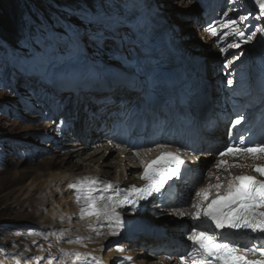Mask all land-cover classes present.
<instances>
[{
  "label": "rangeland",
  "instance_id": "374dc122",
  "mask_svg": "<svg viewBox=\"0 0 264 264\" xmlns=\"http://www.w3.org/2000/svg\"><path fill=\"white\" fill-rule=\"evenodd\" d=\"M79 1L81 0H28L37 16L31 19V29L43 40L40 48L26 46L21 41L14 50L15 54H12L13 50L0 39L2 44L0 52H7L6 55H0V264L5 263L9 257L16 259L23 258L22 256L33 259L43 257V260L47 254L53 252L50 243H44V235L50 239L52 233L47 234L43 227H39L41 220H44V214L36 213L39 209L36 210L34 207L26 211V214L30 215L29 219L25 218L28 217L26 214L20 216L15 213L18 206L16 207L14 202L19 197V189L28 182L10 186V181L15 177L14 168L20 171V175L28 174L30 171L45 174L50 162L56 164L57 168L60 167L59 158H63L66 152H74L73 164L79 158H86L87 156H83L92 154V150L87 146L78 151H69L61 143L58 135L59 132H65L70 137L76 135L78 139L81 137L75 133L78 131L76 122L85 115L91 98H86L82 94L83 91L77 92L74 82L76 79L90 81L93 76L117 78L118 74L127 72L128 65L135 59L127 27L118 29V33L115 34L116 30L107 25L101 39L91 35L95 29L89 30L88 35L85 34V28L81 26L84 15L69 9L72 5L71 9L78 10L77 6L82 7L88 2ZM153 1L169 15L167 17L169 23L185 20L191 31L192 21L200 12L213 10L219 18L224 12H228L229 16L238 18L240 14H247L250 11L244 0ZM48 14H52V18H49ZM250 18L255 21L254 17ZM58 19H62V23ZM180 30L183 34L186 31L183 27ZM57 44L59 47H56ZM80 56L90 62L89 71L85 69L75 72L70 77V85L66 88L49 83L48 75L55 63ZM112 58L118 59L121 65L113 63ZM59 72L64 74V70ZM65 73L67 75V71ZM14 77L15 81L12 80ZM67 143L72 144L70 141ZM79 152L81 154L77 156ZM56 153L58 157L55 156ZM117 157L118 154L106 153L104 159L106 162H112ZM100 162L97 165L92 163L91 166L101 169ZM110 170L112 173L117 171L113 168ZM20 175H16V179ZM110 177H113V174ZM25 208L27 207L23 206L21 210ZM34 213L41 215L38 221L32 219ZM112 247L113 244L107 246L106 255L110 253Z\"/></svg>",
  "mask_w": 264,
  "mask_h": 264
},
{
  "label": "snow or ice",
  "instance_id": "6c2138e0",
  "mask_svg": "<svg viewBox=\"0 0 264 264\" xmlns=\"http://www.w3.org/2000/svg\"><path fill=\"white\" fill-rule=\"evenodd\" d=\"M253 5L258 8V14L249 11L247 14H240L238 18H232L228 16V12H224L227 19L219 22L218 27L210 23L205 29L212 37L224 41L228 37L234 38L232 43L216 45L225 56V68L243 55L228 51L241 47L236 40L248 44L257 38L258 33L264 38V26H257L250 20V17H254L255 21H264V0H253ZM110 19L104 12L84 14L81 26L85 28L86 35L89 30L95 29L91 35L101 39ZM246 22L252 23L248 34L245 32ZM229 55L231 59L228 58ZM227 84L231 86L233 80L229 78ZM243 120L244 116L240 115L231 122L228 133L230 137L232 129L241 125ZM156 147L161 151L155 159L141 160L143 171L140 179L144 181L143 186L131 185L121 189L118 185L107 182L100 188V182L91 177H82L70 184L69 187L76 192L77 204L81 205L80 219L94 217L98 221H107L112 228L109 235H118V230L124 227L125 221L117 209L131 205L135 210L140 201L148 200L155 194L163 195L162 190L166 185L171 188L170 181L180 180L184 171H187L180 150L167 151L164 144ZM151 152L153 149L148 148L145 156ZM136 155L140 156V153ZM217 157L214 167L229 173L227 182L222 183L219 175L209 172V178L214 177L217 182L195 191L196 199L191 205L194 211L175 210L177 215L189 216L191 220L186 237L190 243L186 244L185 251L177 253L178 264H264V138L252 141L241 135L235 142L224 145ZM241 159L250 163H239ZM232 168H247L256 175H232L229 171ZM97 235L101 233L97 232ZM117 251L123 252L124 249L118 248ZM64 255L67 256L68 253L65 252ZM76 259L79 261L80 257L77 256ZM93 260L96 258L93 257ZM124 260L131 261L132 257H124ZM96 264H100V261L96 260Z\"/></svg>",
  "mask_w": 264,
  "mask_h": 264
},
{
  "label": "bare ground",
  "instance_id": "6f19581e",
  "mask_svg": "<svg viewBox=\"0 0 264 264\" xmlns=\"http://www.w3.org/2000/svg\"><path fill=\"white\" fill-rule=\"evenodd\" d=\"M95 2L99 4L105 10V13H107V15L111 18L109 21H115L117 23L128 21L126 10L123 7L118 6V3L115 0H95ZM88 3L89 2H87V5ZM178 4H180L179 1ZM87 5L84 4L85 9L87 8ZM127 5L129 8H133L135 10H138L139 12H142L145 18H147L148 15H152L158 21L165 23L166 28L172 35H186L183 38L189 39L188 41L192 43L190 49L193 50L194 48H196L195 45L197 44V42H195L189 34V28H187L186 26L187 21H176L174 24H169L167 22V17L169 15L165 14L164 10L162 8H159L158 3H156L155 1L131 0L130 2H127ZM183 14L186 13H181V15ZM229 17L234 18L233 16ZM222 19H227V17L222 15ZM173 21H175L174 18ZM260 22L262 24V21ZM139 23L140 22L131 19L129 22V26L133 27L134 25H137ZM182 27L186 29L184 34L180 30V28ZM182 43L188 45L183 41ZM132 44L134 45L135 43ZM133 49L136 50V47L134 46ZM195 56L196 55H194V57ZM203 56L204 55H202V57ZM242 60L243 62H245V58ZM111 61L115 64H119L116 58H112ZM197 62V60L191 61V63L193 64H196ZM139 64L140 62L136 59L130 64V67L136 68ZM78 66L82 68L85 67L87 71H89V69L91 68L90 62L87 59L85 60L83 58L69 61L61 66L56 65L55 67H61V69L72 72ZM49 81L52 84L60 83L63 87L68 86V84L70 83L68 76L64 74L61 75L59 72L54 70L49 74ZM89 83L90 84L86 86L84 90L88 93V95H93L94 98L98 100L96 103H94L96 104L95 107L101 106L96 111L98 117H100V115L105 112L103 106L111 103V101L108 100V97L113 95L115 85H122L123 83L126 84L127 91L125 92V95H127L128 97L126 98L125 102L133 97V93L138 89L139 86L137 85L133 88V86L129 84L127 77H125L123 80L119 79L118 81L116 79L114 85L107 91H102V88L99 89L98 85L100 84L96 81H91ZM97 122L98 119H91V123L93 125L91 128L98 129ZM91 132H93V135L91 134ZM98 133V131L93 129V131L83 133L82 136L79 139L74 140L72 144L64 143V145L67 147L66 149H69V151H78L81 148L87 147L92 150V154L83 156H87L86 158L78 157V161V158H76L77 162L75 164L72 163L75 156L72 155L74 154V152L72 151L70 153L66 152L65 155L63 153L64 157L59 158L61 159L59 168H57L56 164L50 162L48 171L45 174H38L34 171H30L28 172V174L20 175V171L14 168L15 177L10 181L9 185L13 186L28 182L25 186H22V189H19V197L14 202L16 207L18 206L15 213L22 216L23 214H26V211H29L31 209L30 207H34L36 210L39 209L38 211L34 210L36 211V213L40 212L41 214H44V220H41L42 224L40 223L39 227H43L44 232H47V234L52 233L53 236L50 239L48 236L44 235V243H50V248L53 250V252L51 254H47L43 260V257H38L36 259L30 257L26 258L24 256H22L23 258L18 259L9 257V259L7 258L6 262L3 264H74V262L75 264H82V262H87V264H96V260H99L100 264H129V261L124 260V257L133 255L132 246L130 244L121 243V241L117 239V235H109V233L112 231V228L108 226L107 221H98L94 217L80 219L81 205L77 204L76 202V194L74 192V189L69 187L70 184L77 182L82 177L96 178L99 182H101L104 179L108 178L107 176H110V174L112 173V170H110V168H113L115 170L120 169L119 175L118 172H115L117 180L125 184H129L135 181L133 175V167H130L126 160L121 158V153H118V157L114 158L112 162H106V159H104L106 153L114 154L116 152L108 148L107 142L102 143V138L96 136V134ZM63 136L71 141V137L67 134H64ZM80 154V152L77 153V156H79ZM55 156L58 157V153H56ZM65 157H68L69 159ZM205 158V156H197V158L195 159L199 162L200 165H202L203 167H207L208 162ZM99 162L101 169H95L94 167L96 166H91L92 163L97 165ZM18 174L20 176L16 179V175ZM44 175H46V177ZM23 206L27 208H25V210H21V207ZM36 213H34V215L32 216V219L34 221H38L41 216L40 214L39 216ZM26 215L28 217L25 218L29 219L30 215ZM40 228H37V230H39ZM120 230L121 229L118 230L119 233ZM97 232L101 233V235H97ZM70 240L72 241V243H69ZM109 242H116V245L110 252V254L106 255L105 249ZM118 248H123L124 251H117ZM65 252L68 253L67 256L64 255ZM137 255L141 257L140 259L146 257V254L144 252L137 253ZM77 256L80 257L79 261L76 259ZM93 257H95L96 260H93ZM141 263H144L143 260L141 261Z\"/></svg>",
  "mask_w": 264,
  "mask_h": 264
},
{
  "label": "trees",
  "instance_id": "16d2710c",
  "mask_svg": "<svg viewBox=\"0 0 264 264\" xmlns=\"http://www.w3.org/2000/svg\"><path fill=\"white\" fill-rule=\"evenodd\" d=\"M28 3L23 0H0V37L10 47H15L20 39L25 38L24 19Z\"/></svg>",
  "mask_w": 264,
  "mask_h": 264
}]
</instances>
